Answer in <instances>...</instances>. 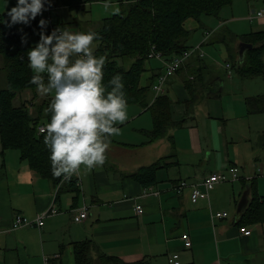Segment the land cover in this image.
Returning <instances> with one entry per match:
<instances>
[{"label": "crops", "instance_id": "obj_1", "mask_svg": "<svg viewBox=\"0 0 264 264\" xmlns=\"http://www.w3.org/2000/svg\"><path fill=\"white\" fill-rule=\"evenodd\" d=\"M263 7L260 0H245L238 14L227 16L221 10L220 16L202 15L205 21L202 16L186 19L184 27L194 42L188 46L198 47L166 78L163 91L182 124L152 139L151 110L128 104V119L118 125L120 134L110 138L104 164L91 170L81 166L79 183L75 175L54 183L32 170L18 150L2 149L0 141V264H44L45 256L51 264H75L74 242L82 240L91 241L93 261L105 254L124 263L172 264L168 257L178 253L179 264H264V221L239 223L253 194L264 196V98H259L264 95V73L243 77L235 67L228 72L225 63L206 61L200 54L210 33L237 23L230 25L236 32L226 29L235 36L234 58L241 60L239 36L264 29V16H252ZM1 61L2 56L3 84ZM146 66L141 85L153 83L161 71L155 59ZM193 75L190 92L185 82ZM254 97L259 111L248 104ZM156 162V183L143 186L130 176ZM231 166L238 168L240 178L216 184L195 202L190 186L174 189L179 180L189 184ZM245 190L247 203L237 211ZM136 204L142 212H136ZM50 205L58 212L44 217L42 225L13 226L16 217L34 219ZM82 205L88 214L74 221ZM221 210L228 215L213 216ZM240 226L250 234H241ZM183 232L189 236L188 247Z\"/></svg>", "mask_w": 264, "mask_h": 264}, {"label": "trees", "instance_id": "obj_2", "mask_svg": "<svg viewBox=\"0 0 264 264\" xmlns=\"http://www.w3.org/2000/svg\"><path fill=\"white\" fill-rule=\"evenodd\" d=\"M93 1L96 0H50L47 3L52 7L50 10L52 22L56 25L59 23L51 14L53 8L65 6L76 9ZM115 1L121 5L120 11L102 17L99 25L89 30L97 33L95 55H104L107 58L104 66L105 84L112 75L120 73L123 77L128 104H139L151 110L154 127L149 136L152 139L157 138L164 134L168 127L181 125L183 119L173 115L170 110L171 101L167 94L162 92L154 96L152 83L140 84L142 73L151 59L160 63L159 73L165 70L161 59L150 58L148 54L160 53L166 62L170 61L174 55L181 56L183 51L191 48L186 44L190 37V30L184 27V21L188 18L200 19L202 15L220 16L222 8L232 4L233 0ZM260 1L264 3V0ZM0 15L6 19L4 14L0 13ZM40 15L31 20L30 24H26L29 29L36 30L38 40L41 31L38 24ZM43 30L45 34L52 31L47 25ZM239 39L251 43L252 47L246 49L241 60L231 57L225 62V66L229 63L231 69L235 67V70L243 77L263 74L264 29L240 34ZM31 46L23 27L0 23V55L4 60L3 66L7 77L6 86L0 88L1 146L2 149L18 150L20 158L25 160L32 170L43 177L50 178L54 183H59L62 176L56 177L52 174L49 150L43 140L45 133L38 131L40 124L47 125L49 122L50 117L45 109L51 97H37L36 85L30 82L34 71L28 66L26 52ZM200 54L203 52L201 51ZM159 73L154 75L155 81ZM195 81L196 78L193 75V79L188 78L185 82L190 92ZM26 89H34V98L27 95L18 102L13 101L19 92L22 93ZM259 98H264V95ZM256 100H258L257 97L247 99L253 111H259L254 107ZM157 164L156 162L142 166L131 172L130 176L143 186L154 184L157 182ZM257 221H264V196L254 193L241 212L239 223L247 224ZM92 248L90 240L75 241V264H94L97 260L93 261L90 256ZM97 263L139 264L141 262L124 263L117 258L102 254Z\"/></svg>", "mask_w": 264, "mask_h": 264}, {"label": "clouds", "instance_id": "obj_3", "mask_svg": "<svg viewBox=\"0 0 264 264\" xmlns=\"http://www.w3.org/2000/svg\"><path fill=\"white\" fill-rule=\"evenodd\" d=\"M7 3L3 0L0 13ZM45 3L16 0L7 9V19L0 15V23L30 24ZM38 24L39 40L26 52L28 66L34 71L30 82L41 96L51 97L45 109L49 122L42 132L52 174L71 179L81 166L91 170L104 164L110 138L120 134L118 125L128 119L125 85L120 73L105 84L107 58L95 55L97 33L57 26L45 34L47 20L41 17Z\"/></svg>", "mask_w": 264, "mask_h": 264}, {"label": "rangeland", "instance_id": "obj_4", "mask_svg": "<svg viewBox=\"0 0 264 264\" xmlns=\"http://www.w3.org/2000/svg\"><path fill=\"white\" fill-rule=\"evenodd\" d=\"M15 3H16V0H8V3L4 6L5 11L2 14L6 16V19H7V14H6L7 9L11 8ZM46 4H47V0H46L45 5ZM244 6H245V0H233L232 4L225 6L222 10H225L224 15L229 16L230 14H238L240 12V8ZM2 7H3V0H0V10H2ZM120 9H121V5L119 4V2L115 0H96L90 3H86L83 7L76 8V9H70L65 6L55 7L51 11V14L54 19H57L59 21V23L57 24L58 26L67 27L70 31H73V32H77V31L86 32V31H89L97 27L102 17L111 15L113 13H118ZM204 18H206V16H202V19L205 21ZM235 24L237 23H227L226 25L231 30L235 31L230 26V25H235ZM13 25L23 26L25 30V34L28 37L32 45L31 47H33L35 43L38 41V35H37L36 30L29 29L26 24H22V23L13 24ZM227 26L223 27L221 30H219L215 34L210 33L209 41L205 45L201 46V49L202 50L204 49L203 55L206 61H209V59L217 60L220 63L224 64L228 55L233 58L235 57V53H234L235 36L226 29L228 28ZM192 41L193 39L191 35V38L190 37L188 38L186 44H189V45L193 44L194 42ZM93 43L96 47L95 40ZM1 63L4 64V60L1 61ZM2 69L6 74L5 68L3 67ZM6 84H7V77L5 75V80L3 81V84H0V87L6 86ZM35 91H36L35 94L37 95V97H45V96H41L37 92V90ZM27 95L29 96L31 95L34 98V89H26L22 93L19 92L16 95V97L13 99V101L17 100L18 102L19 99L22 100ZM123 126L126 127L127 125H123ZM125 127H122V128H125ZM16 218L13 221L14 227H17L15 225Z\"/></svg>", "mask_w": 264, "mask_h": 264}, {"label": "built area", "instance_id": "obj_5", "mask_svg": "<svg viewBox=\"0 0 264 264\" xmlns=\"http://www.w3.org/2000/svg\"><path fill=\"white\" fill-rule=\"evenodd\" d=\"M51 8L52 7L47 3L45 5L44 10L42 11V13L40 15L39 20L41 19V17L45 18L47 20L46 25L51 30H53L54 28L57 27V25L52 22V17L50 15ZM253 16H256V17L264 16V7L259 8L258 10L254 11ZM197 47L190 48V49L183 51L181 56L174 55L173 58L168 62H166V59H164V57L160 53L150 52L148 54V57H150V58L156 57L158 59H161L164 63V69H165L164 72L162 71L161 73H159L156 81H154L152 83L154 96H156V95H158L164 91V82H165L166 78L169 75L173 74L174 71L180 66V64H182L183 60L187 56H189V54H191V52L194 49H196ZM226 67L228 68V72H231V66L229 63H226ZM45 127H46V125L40 124L38 126V131L42 132V129ZM79 171L75 174V176L77 177L76 178L77 183L80 182L79 177H78ZM239 178H240V176L238 173V168L236 166H231L228 168L227 172H225L224 170L212 171L209 174H207L206 176H204L203 178H201L199 181L192 182L189 184L185 180H179L177 183H175L174 189L177 191H180L185 186H190V194H189L190 200L192 202H195L199 198L206 197L208 195V191L211 190L216 184H218L220 182L228 181V180L235 181ZM65 179L66 178H64L63 176L61 177V181L65 180ZM143 193L145 194V193H147V191L144 190ZM135 209H136L137 213H140V212H142L143 208L140 204H136ZM57 212H58V209L55 206L50 205L46 209H43L40 212H38L37 215L34 217V219L29 220L26 217H17L15 225L19 226L21 224H28V223H34V222L37 223L38 225H42L44 217H46L47 215H50V214H55ZM87 214H88L87 213V206L82 205L76 209V212L73 214V219H74V221L83 220L87 216ZM227 215H228V213L225 210L216 211L213 214V216L216 218L225 217ZM239 230H240L241 234H250V232H251V230L249 228H247L246 226H240ZM181 238L184 240V245L186 247L191 245V242H190V239H189V236L187 233L183 232L181 234ZM168 261L172 264H179L180 263L179 254L178 253H172L168 257ZM44 264H51L49 261V257H47V256L44 257Z\"/></svg>", "mask_w": 264, "mask_h": 264}, {"label": "water", "instance_id": "obj_6", "mask_svg": "<svg viewBox=\"0 0 264 264\" xmlns=\"http://www.w3.org/2000/svg\"><path fill=\"white\" fill-rule=\"evenodd\" d=\"M255 9H252V12L254 11ZM252 47V44L251 43H247V42H244V41H241L240 44H239V55H240V58L243 57V51L246 49V48H251ZM244 196L243 198L241 199L240 203L238 204V208H237V211L243 209L245 207V204L247 203V190L244 191ZM247 205V204H246Z\"/></svg>", "mask_w": 264, "mask_h": 264}]
</instances>
